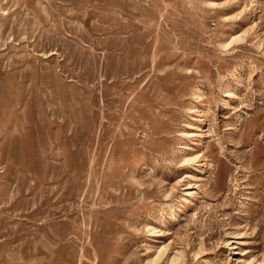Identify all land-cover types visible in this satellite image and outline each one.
Instances as JSON below:
<instances>
[{
  "label": "rangeland",
  "instance_id": "374dc122",
  "mask_svg": "<svg viewBox=\"0 0 264 264\" xmlns=\"http://www.w3.org/2000/svg\"><path fill=\"white\" fill-rule=\"evenodd\" d=\"M0 264H264V0H0Z\"/></svg>",
  "mask_w": 264,
  "mask_h": 264
}]
</instances>
